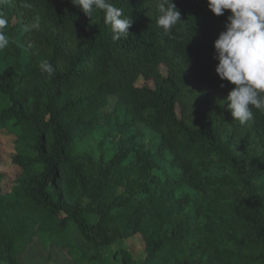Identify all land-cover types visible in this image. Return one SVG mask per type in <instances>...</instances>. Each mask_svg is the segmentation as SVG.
Here are the masks:
<instances>
[{
    "label": "trees",
    "instance_id": "1",
    "mask_svg": "<svg viewBox=\"0 0 264 264\" xmlns=\"http://www.w3.org/2000/svg\"><path fill=\"white\" fill-rule=\"evenodd\" d=\"M112 3L133 21L118 41L71 0H0L18 171H0V264H264V113L232 120L215 73L229 13L172 0L166 35L157 0ZM138 236L142 259L123 247Z\"/></svg>",
    "mask_w": 264,
    "mask_h": 264
},
{
    "label": "clouds",
    "instance_id": "2",
    "mask_svg": "<svg viewBox=\"0 0 264 264\" xmlns=\"http://www.w3.org/2000/svg\"><path fill=\"white\" fill-rule=\"evenodd\" d=\"M71 2L87 17L92 18L93 12L99 10L103 22L111 29L113 41L129 36L133 21L112 0ZM207 6L217 17L225 11L229 13L224 30L213 45L214 59L218 61L215 73L232 86L222 104L227 105L232 120L245 125L254 120V109L264 113V0H207ZM156 7L159 13L156 24L167 35L181 23V14L172 0H157ZM7 24L8 20L0 14V51L9 47L10 40L4 31ZM36 28H39L38 17L24 30ZM40 69L48 76L54 72L48 61H44Z\"/></svg>",
    "mask_w": 264,
    "mask_h": 264
},
{
    "label": "rangeland",
    "instance_id": "3",
    "mask_svg": "<svg viewBox=\"0 0 264 264\" xmlns=\"http://www.w3.org/2000/svg\"><path fill=\"white\" fill-rule=\"evenodd\" d=\"M0 63L4 64L3 59L0 57ZM101 133L97 132L90 141L84 145L85 148L94 151L98 150V144L100 141ZM13 141L12 137L7 135L5 131L0 133V171L4 172L9 177H14L18 171L11 163V157L13 155ZM7 187V181L5 182ZM142 240L141 237H135L134 239H129L123 243V247L127 248L133 253L134 258L142 259L144 257V250L141 249ZM135 253L138 255H135Z\"/></svg>",
    "mask_w": 264,
    "mask_h": 264
}]
</instances>
